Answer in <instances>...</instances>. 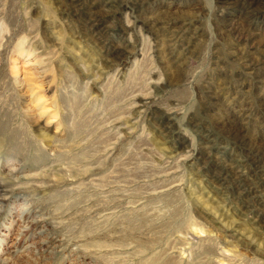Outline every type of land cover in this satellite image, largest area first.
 I'll list each match as a JSON object with an SVG mask.
<instances>
[{"label": "rangeland", "instance_id": "obj_1", "mask_svg": "<svg viewBox=\"0 0 264 264\" xmlns=\"http://www.w3.org/2000/svg\"><path fill=\"white\" fill-rule=\"evenodd\" d=\"M166 261L264 264V0H0V264Z\"/></svg>", "mask_w": 264, "mask_h": 264}, {"label": "bare ground", "instance_id": "obj_2", "mask_svg": "<svg viewBox=\"0 0 264 264\" xmlns=\"http://www.w3.org/2000/svg\"><path fill=\"white\" fill-rule=\"evenodd\" d=\"M29 120H33V116H32V115L29 117ZM41 135H42V137H44L43 134H41ZM145 240H146V239H143L141 242L144 243ZM152 240H153V239H152ZM154 241H155V240H154ZM154 241H153V242H154ZM141 242H140V243H141ZM147 242H151V241H150L149 239H147V241L143 244V246H144ZM209 249H210V248H209ZM206 251H207V250H206ZM206 251H205V252H206ZM205 252H204V253H205ZM208 254H209V253H208ZM171 261H172V260H171ZM171 261H166V262H164L163 264H173Z\"/></svg>", "mask_w": 264, "mask_h": 264}]
</instances>
